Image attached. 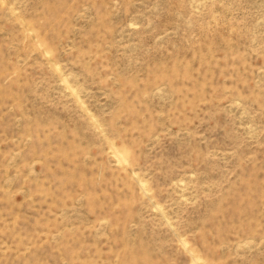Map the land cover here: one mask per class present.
<instances>
[{
    "label": "rangeland",
    "instance_id": "1",
    "mask_svg": "<svg viewBox=\"0 0 264 264\" xmlns=\"http://www.w3.org/2000/svg\"><path fill=\"white\" fill-rule=\"evenodd\" d=\"M0 264H264V0H0Z\"/></svg>",
    "mask_w": 264,
    "mask_h": 264
}]
</instances>
